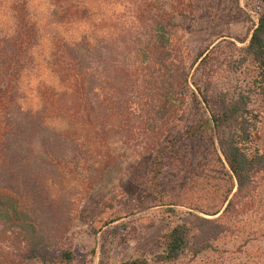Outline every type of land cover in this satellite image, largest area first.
<instances>
[{
	"label": "trees",
	"instance_id": "16d2710c",
	"mask_svg": "<svg viewBox=\"0 0 264 264\" xmlns=\"http://www.w3.org/2000/svg\"><path fill=\"white\" fill-rule=\"evenodd\" d=\"M206 1L169 0L165 10L162 0H142L137 6V26L117 31L106 28L107 33L97 41L66 44L70 87L52 104L57 111L67 112L76 130L108 132L109 120L124 129L122 122L131 119L133 130L118 133L137 142L143 153L154 152L155 170L161 169L178 140H206L208 152L197 159L206 165L208 154L212 155L222 171L211 199L196 208L203 215H194L190 224L174 223L161 236L160 251L153 257L134 258L125 264H174L188 253L195 258L216 250L225 237L237 248L250 241H257L253 246H258L264 240V0H245L256 20L248 17L249 33L239 38L242 46L234 61L235 71L244 65L251 68L250 81L246 87L215 88L213 101L192 76L200 70V79L210 77L215 45H204L191 58L174 38V15L183 14L192 3ZM227 1L238 7L241 0ZM68 5L65 0L59 2L61 7ZM34 38V27L20 15L12 30L0 35V110L5 108L0 128V264L31 259L75 264L70 242L62 241L71 225L69 211L42 177L51 172L52 160L37 158L30 149L32 138L45 155L56 158L63 153L60 134L33 114L21 112L10 118L8 113L15 102L14 86L24 56ZM189 108H197V115L184 117V109ZM179 126L181 135L169 138ZM106 149L114 152L121 147L110 143ZM245 232L246 240L238 243ZM251 249H255L256 260L261 258L259 264H264V248Z\"/></svg>",
	"mask_w": 264,
	"mask_h": 264
},
{
	"label": "rangeland",
	"instance_id": "374dc122",
	"mask_svg": "<svg viewBox=\"0 0 264 264\" xmlns=\"http://www.w3.org/2000/svg\"><path fill=\"white\" fill-rule=\"evenodd\" d=\"M61 1L0 0V35L12 30L19 15L35 30V38L24 56L23 70L14 86L15 102L8 113L10 118L21 112L33 114L60 134L58 142L63 149L60 156L45 155L32 138L30 149L33 156L42 157L46 162L52 160L51 172H46L45 176L43 173L42 177L69 211L71 225L62 241L70 242L75 264H98L100 260L102 264H125L134 258H151L160 251L161 236L174 223L190 224L194 215H203L196 208L211 199L214 185L223 177L222 171L212 155L208 154L206 165H201V160L197 159L201 153L208 152L204 149L206 140L196 143L178 140L165 156L161 169L155 170L154 152L143 153L137 142L118 133L133 130L130 118L122 122L124 129L118 128L119 122L114 127V120H109L111 131L95 133L88 129L76 130L67 112L53 107L52 102L57 104L55 100L70 87L66 44L97 41L107 33L106 28L117 31L137 26V6L142 0H65L69 2L68 8L59 6ZM161 4L165 10L169 9V0H162ZM248 17L256 20L245 0H241L238 7L228 4L227 0L195 2L187 6L183 14L174 15L175 41L183 44L189 57H194L208 43L211 47L215 45L213 56L216 59L209 71L210 77L200 79V70L192 76L210 100L215 88L246 87L250 81L251 68L247 65L233 70L238 47L242 46L239 38L249 33ZM91 65L96 67L95 63ZM101 71L98 68V72ZM4 109L0 110L1 129ZM196 109H184L183 116L193 114L194 117ZM179 127L169 138L181 135L182 127ZM133 133L129 132L130 136ZM136 141H140L139 137ZM110 143L118 144L121 149L107 150L106 145ZM98 227L100 230L95 233ZM1 229L0 224V232ZM245 235L246 232L239 236L238 243L246 240ZM2 237L1 234L0 240ZM228 238L220 239L214 251L207 250L195 258L188 253L174 264L260 263L261 258L256 260L255 249L251 248L258 247L257 251H262L264 240L259 241L258 246H253L257 241H250L237 248L238 245H229ZM22 264L51 263L31 259Z\"/></svg>",
	"mask_w": 264,
	"mask_h": 264
}]
</instances>
